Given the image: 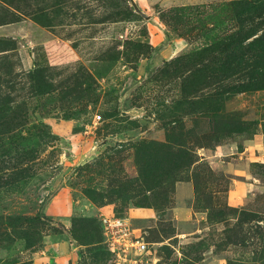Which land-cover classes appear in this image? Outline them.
<instances>
[{
	"label": "rangeland",
	"instance_id": "obj_1",
	"mask_svg": "<svg viewBox=\"0 0 264 264\" xmlns=\"http://www.w3.org/2000/svg\"><path fill=\"white\" fill-rule=\"evenodd\" d=\"M231 1L33 0L51 27L9 6L0 264H264V89L204 114L166 72L236 29ZM102 214L126 219L124 246Z\"/></svg>",
	"mask_w": 264,
	"mask_h": 264
},
{
	"label": "trees",
	"instance_id": "obj_2",
	"mask_svg": "<svg viewBox=\"0 0 264 264\" xmlns=\"http://www.w3.org/2000/svg\"><path fill=\"white\" fill-rule=\"evenodd\" d=\"M32 1L1 0L0 7L7 13L0 15V24L15 21V12L9 6L27 5L24 10L36 22L51 27L54 17L45 11L47 6L33 11L29 8ZM50 8L54 9L53 4ZM8 11L12 12L11 18ZM221 12L225 22H234L236 29L232 33L166 63L170 77L182 79L181 91L192 98L191 107L204 114L221 111L225 102L238 93L264 89V0L231 1ZM216 18L219 17H213ZM98 222L104 237L100 218Z\"/></svg>",
	"mask_w": 264,
	"mask_h": 264
},
{
	"label": "built area",
	"instance_id": "obj_3",
	"mask_svg": "<svg viewBox=\"0 0 264 264\" xmlns=\"http://www.w3.org/2000/svg\"><path fill=\"white\" fill-rule=\"evenodd\" d=\"M100 219L102 221L105 242L108 245L112 244L111 247L113 248L115 246L113 244L114 241H118L120 245L124 246V244H122L119 240H123V238L126 239L127 234L130 233H127L126 219L109 214H102ZM133 243L134 244L131 247H134L136 249L135 251L137 252V254H144L148 251L147 243L140 238L137 240L135 239ZM120 248L122 249V247ZM117 249L121 251V249Z\"/></svg>",
	"mask_w": 264,
	"mask_h": 264
},
{
	"label": "water",
	"instance_id": "obj_4",
	"mask_svg": "<svg viewBox=\"0 0 264 264\" xmlns=\"http://www.w3.org/2000/svg\"><path fill=\"white\" fill-rule=\"evenodd\" d=\"M133 5L135 6V9L139 12H142V10L137 6V4L135 3V1H133ZM143 13V12H142Z\"/></svg>",
	"mask_w": 264,
	"mask_h": 264
}]
</instances>
